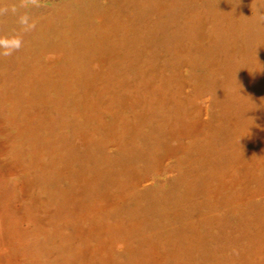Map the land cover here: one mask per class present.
Returning <instances> with one entry per match:
<instances>
[{
  "label": "rangeland",
  "instance_id": "obj_1",
  "mask_svg": "<svg viewBox=\"0 0 264 264\" xmlns=\"http://www.w3.org/2000/svg\"><path fill=\"white\" fill-rule=\"evenodd\" d=\"M0 264H264V0H0Z\"/></svg>",
  "mask_w": 264,
  "mask_h": 264
},
{
  "label": "clouds",
  "instance_id": "obj_2",
  "mask_svg": "<svg viewBox=\"0 0 264 264\" xmlns=\"http://www.w3.org/2000/svg\"><path fill=\"white\" fill-rule=\"evenodd\" d=\"M5 55H7L8 53H4Z\"/></svg>",
  "mask_w": 264,
  "mask_h": 264
},
{
  "label": "bare ground",
  "instance_id": "obj_3",
  "mask_svg": "<svg viewBox=\"0 0 264 264\" xmlns=\"http://www.w3.org/2000/svg\"><path fill=\"white\" fill-rule=\"evenodd\" d=\"M16 259V258H15Z\"/></svg>",
  "mask_w": 264,
  "mask_h": 264
}]
</instances>
